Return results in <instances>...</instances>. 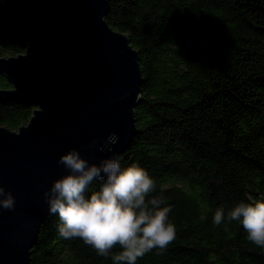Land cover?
Returning a JSON list of instances; mask_svg holds the SVG:
<instances>
[{
    "label": "trees",
    "instance_id": "trees-1",
    "mask_svg": "<svg viewBox=\"0 0 264 264\" xmlns=\"http://www.w3.org/2000/svg\"><path fill=\"white\" fill-rule=\"evenodd\" d=\"M105 19L138 50L143 76L121 167L147 171L151 196L164 198L176 228L165 251L137 264H264V248L227 220L240 203L264 202V0H110ZM26 45L0 8V57ZM9 88L0 74V90ZM32 110L0 104V126L16 131ZM99 188L94 182L87 195ZM60 224L48 216L30 264H113L122 251L100 256L80 238H62Z\"/></svg>",
    "mask_w": 264,
    "mask_h": 264
},
{
    "label": "water",
    "instance_id": "water-1",
    "mask_svg": "<svg viewBox=\"0 0 264 264\" xmlns=\"http://www.w3.org/2000/svg\"><path fill=\"white\" fill-rule=\"evenodd\" d=\"M109 1L0 0L1 13L27 40L24 52L0 57L10 85L0 90V104L33 108L16 131L0 126V186L16 200L14 210L0 208V264H30L50 215L44 193L68 174L62 155L77 149L99 164L120 158L136 134L138 50L106 22ZM113 133V151L90 147Z\"/></svg>",
    "mask_w": 264,
    "mask_h": 264
},
{
    "label": "clouds",
    "instance_id": "clouds-1",
    "mask_svg": "<svg viewBox=\"0 0 264 264\" xmlns=\"http://www.w3.org/2000/svg\"><path fill=\"white\" fill-rule=\"evenodd\" d=\"M118 141L113 133L102 145L94 140L90 147L111 152ZM58 163L68 174L53 182L44 200L49 213L59 216L62 238H80L104 257L119 245L122 251L112 254L113 264H137L146 253L153 249L163 252L175 240L176 228L169 221L172 209L162 207L163 197L151 196L156 183L145 169L136 165L122 169L119 157L90 164L77 149L62 155ZM94 182L99 190L87 195ZM15 204L13 194L0 186V208L12 211ZM224 220V210L217 209L214 225L220 226ZM227 220L239 221L247 239L264 248V202L240 203L227 213Z\"/></svg>",
    "mask_w": 264,
    "mask_h": 264
}]
</instances>
